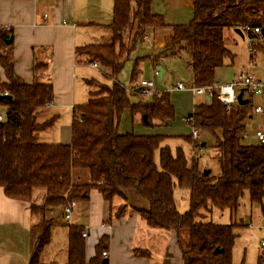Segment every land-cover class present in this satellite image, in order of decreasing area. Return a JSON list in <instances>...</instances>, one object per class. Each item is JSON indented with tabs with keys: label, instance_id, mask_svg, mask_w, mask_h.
<instances>
[{
	"label": "trees",
	"instance_id": "16d2710c",
	"mask_svg": "<svg viewBox=\"0 0 264 264\" xmlns=\"http://www.w3.org/2000/svg\"><path fill=\"white\" fill-rule=\"evenodd\" d=\"M152 1L112 0L109 39L75 48L77 59L97 63L110 84L87 81L96 90L89 92L86 103L72 108L71 140L67 145L38 141V134L54 123V118L36 122L39 111L53 99L51 86L37 80L47 65L33 63V81L25 84L15 74L9 54L0 51V67L6 79L0 83V95L7 92L11 97L9 102L0 100V106L6 107L0 121V188L5 197L29 205L34 222L28 264H45L40 254L51 238L46 210L87 201L92 189L109 204L107 225L125 217V209H130L146 227L174 233L182 264H232L235 224L197 221L201 210L213 207L235 215L245 195L249 205H261L264 200V145L241 142L251 100L227 109L212 95L208 102L195 105L187 117L189 127L212 137L209 149L218 163V175L211 171L205 175L198 157L188 160L179 147L174 151L161 147L163 136L119 132L127 111L132 122L140 121L150 129L165 126L175 116L168 92L132 102L131 95L138 94L128 92L118 80L146 31L165 25L161 15L151 12ZM243 26L264 28V0H193L192 20L171 27L160 53L136 59L130 80L136 77L141 60H149L156 68L163 58L187 51L192 85L212 87L217 84L215 70L232 57L224 45V32ZM9 36L0 32V48L8 46ZM182 138L194 152L200 149L191 135ZM75 171H85L89 182L75 183ZM175 187L188 191L189 205L184 213H179L175 205ZM38 190L43 191L39 198L35 195ZM128 191L145 201L146 207L128 205ZM183 230L187 232L184 247L179 240ZM83 233L80 226L68 227L66 264H102L110 237L102 235L98 239L94 255L87 261ZM134 256L149 259L152 253L134 248ZM256 264H264V253L258 255Z\"/></svg>",
	"mask_w": 264,
	"mask_h": 264
},
{
	"label": "crops",
	"instance_id": "0c3cea01",
	"mask_svg": "<svg viewBox=\"0 0 264 264\" xmlns=\"http://www.w3.org/2000/svg\"><path fill=\"white\" fill-rule=\"evenodd\" d=\"M112 5V0H0V32L9 33L8 39L11 38V43H6L8 46L0 48V51L9 54L17 77L23 83L30 84L33 81V63L41 62L47 65L44 71L38 73L37 80L51 86L53 99L50 104L39 111L36 122L43 123L38 120L43 114L45 115L43 119L53 115L54 123L49 129L38 134L39 143L69 144L72 108L75 105L84 104L88 100L89 92H91L88 89L91 84L87 81L95 80L104 84L101 80L102 77L106 78L107 73L97 63V66L93 67V63L79 61L75 55V48L88 45L87 42L94 33L99 35L97 41L104 40L101 43H105L109 39L110 30L108 26L112 21ZM150 8L152 13L163 17L165 25L146 31L140 44L129 56L128 62L131 67L136 59L160 53L171 33V27L187 24L193 18V0H153ZM233 31L235 38H232L233 42L231 41L230 47H226L224 41V45L232 57L229 58V63H223L222 67L215 70L217 85L229 83L234 75L241 70H250L257 76H262L264 42L258 47L260 54L252 60L247 54V35L241 29H234ZM236 39L239 42H236ZM244 49L245 52H243ZM182 52L186 53L187 62L184 63V67L190 71L192 84L189 53L181 51L177 56L169 58L176 59ZM237 59L240 62L239 66L235 65ZM145 64L148 69H154L149 60H146ZM92 70L98 72L97 77H93L95 74L92 75ZM0 71V83H3L6 79L1 67ZM164 71L165 69L162 73ZM143 80L141 79V81ZM134 83L136 82H130L126 88L128 92L131 93L132 89L136 87ZM177 83L181 82L175 83L173 91H184L175 90ZM85 85L88 91L84 90ZM156 89L157 92H160L158 87ZM137 96L142 98L140 95ZM202 98L203 100L194 104L193 107L209 101L206 96H202ZM259 101V98L251 99L252 103ZM171 104L176 115L175 105L172 101ZM3 109V113L0 114L2 118L5 116L6 107ZM47 110L49 114L46 113ZM188 116L184 117L185 121ZM128 117L132 124L131 116L128 115ZM139 122L136 121V126L132 125L129 129L127 124L125 129L128 131L125 132L141 136L157 135L165 138L175 135L169 133V127L174 123V119L166 123L165 126L154 129H146ZM257 127L255 121L250 119L245 121L244 129L249 131L248 140L250 144H257L252 137V132ZM164 128L167 133H164ZM189 128L192 130L191 127ZM190 135L191 133H189ZM175 136L177 137V135ZM74 176L76 178L74 182L77 184L89 182L88 175L83 174L82 171H75ZM126 196L127 204L131 207H146L145 201L136 196L134 192L128 191ZM235 216L243 218L246 221L244 222L245 226L255 231L259 238L261 251L252 250L249 261L246 262L244 250L240 260L237 263L232 260V264H256L258 255L264 253L263 247H261V243L264 242V200L261 205H249L247 199L242 201L235 212ZM108 218L109 204L96 189L89 192L87 201L74 204L67 222L63 217L62 207L47 209L46 219L51 224V238L50 243L40 254V261L43 256L48 260V263L41 261L42 263L66 264L68 227L80 226L84 228L86 234L84 240L85 259L87 261L93 257L94 247L98 239L102 235H108L110 244L106 252L107 264H149L146 259L134 256L137 214L133 213L129 220H125L123 217L119 220H113L111 224L107 225ZM33 222L29 205L26 202L5 197L0 188V264H28L30 228ZM154 230L153 233L160 240L162 264H182L175 234H166L158 229Z\"/></svg>",
	"mask_w": 264,
	"mask_h": 264
},
{
	"label": "rangeland",
	"instance_id": "374dc122",
	"mask_svg": "<svg viewBox=\"0 0 264 264\" xmlns=\"http://www.w3.org/2000/svg\"><path fill=\"white\" fill-rule=\"evenodd\" d=\"M98 38H99V35L94 33L93 36L90 37V40H88L87 43L97 44V43H101L102 41H104V40L97 41ZM232 38H235L234 31L226 30L225 37H224L226 47H230L231 41L233 42ZM236 42H239V40L236 39ZM243 52H245V49L243 50ZM145 61L146 60H141L139 62L137 75L132 81L130 80V74H131L132 67L129 65L130 64L129 62L126 63L120 75L118 76V80L122 84H124L125 88H127L130 82L132 83L136 82L134 84L137 86L141 82V79L151 80L153 78L155 89L158 87L160 92L161 91L169 92L170 99L176 108V115L174 117V123H172V125L169 127V133L170 134L173 133L177 135V137L174 135V136L165 138L164 141L161 143V147L167 146L169 147L171 151H174L177 147H179L182 149V151L184 152L188 160H190V158L194 155L198 157V165L202 171L209 170L211 171L213 175H218L219 173L218 163L215 159H213L212 153L209 149V147L213 144V139L212 137H210L209 133L198 131L201 139L197 143L200 145V149L195 152L193 151L192 145L186 142L182 138L184 136L185 137L189 136V133L192 132V130L189 128V125L186 123L184 117L188 116V114L191 113L194 104L203 100L202 96H198V97L193 96L191 93L192 84H191L190 71L188 68L184 67V63L187 62L186 53L182 52V54L176 59H172V58L170 59L169 57L166 59H163L160 62V66L157 67V69L160 68L162 71L163 69H165L164 73H162L161 76L160 75L154 76L153 70H151L150 68L149 69L147 68ZM229 62H230L229 58H226L224 60V64L229 63ZM235 65L236 66L240 65V62H238V59L236 60ZM92 72H93L92 75L95 74V76L93 77H97L98 72L93 71V70ZM101 81L104 84H107V85L110 84V81L104 77H102ZM176 82H181L185 84L186 90L182 92L173 91L174 90L173 86L175 85ZM84 90H87L86 85H85ZM88 90L89 91L96 90V87L89 86ZM245 97L247 96L245 95ZM139 99H141L139 96L131 95L132 102H136ZM142 99L146 100L147 98L142 97ZM3 111H4L3 107L0 106V114L3 113ZM46 113L49 114V111L47 110ZM128 115L129 113L127 111L125 112L124 116H122V119L119 125V132H123V131L125 132L126 130L128 131V129L132 125L136 126L135 125L136 121L132 122L131 124ZM43 116L45 115L42 114V116L39 117L38 120L40 122H44L46 120L48 121L50 118L53 117V115H50L48 117L46 116V119H43L44 118ZM62 118L64 119V117ZM126 125L128 129H125ZM146 129H149V128L146 127ZM164 131H165L164 133H167L165 128H164ZM241 142L243 144H250L248 139H241ZM155 162L156 163L158 162L157 153L155 154ZM76 172H79V171H76ZM82 172L83 174H86L85 171H82ZM75 179L76 178L74 176V181ZM82 182L84 181L82 180ZM42 193H43L42 190L35 191V195L37 196V198H39V196L42 195ZM246 199H247V196L245 195L242 201H246ZM174 201H175V205L179 213L186 212L188 210V205H189L188 191L185 189H180L178 187H175L174 188ZM200 212H201V215L200 217L197 218V221H200L203 223L212 222V223L220 224V225H225L229 223L235 224L233 233L237 236V238L235 240L233 250H232V257H233L232 260L234 263H237V261L240 260L241 255L244 250H245L246 262L249 261V257H250L252 250L261 251L259 247L260 242H259L258 236L256 235L255 231H253V229L245 226L244 222L246 221H244L243 218H239L235 215H232L228 210L221 211L213 207H209V210H206V211L201 210ZM124 213H125V217L123 219L129 220L132 217V214L134 212H132L130 209H125ZM135 226L137 230H135V234H134V243H135L134 247L140 248V249H150L152 251V256L149 259L144 258L147 260V262H149V264H162L161 262L162 250L160 246V240L159 238H157V236H155V233H153L155 230L147 228L137 218H136ZM179 240H180L181 246L184 247L187 243V232L185 230L179 233ZM262 249L264 251V248ZM41 261L48 263V260L43 256H42Z\"/></svg>",
	"mask_w": 264,
	"mask_h": 264
},
{
	"label": "built area",
	"instance_id": "2783aa9c",
	"mask_svg": "<svg viewBox=\"0 0 264 264\" xmlns=\"http://www.w3.org/2000/svg\"><path fill=\"white\" fill-rule=\"evenodd\" d=\"M262 29L263 28H252L249 26H243L241 28V31L247 35V54L252 60L258 55V47L262 44V42H264V34L262 35L261 33ZM92 66L96 67L97 64L93 63ZM153 75H159L158 69H153ZM175 90H186V85L183 83H177ZM241 90L243 91L242 99H247L248 102L254 98L260 99L259 102L252 103V109L248 120L250 119L257 123L258 127L253 130L252 137L258 145H264V65L262 68V76H257L250 70H241L234 75L232 81L229 83L219 85L216 84L212 87L191 86V93L193 95L206 96L209 99L212 95H215L217 100L227 109L238 105L236 97ZM133 91L144 98L151 97L157 92L153 78L151 80L141 81L134 89H132L131 92ZM3 95L8 96V93L4 92ZM245 95L247 97H245ZM2 120L3 118L0 116V121ZM191 137L196 142L201 139L198 130L193 128ZM249 137V131L244 129L241 134V139H248ZM74 204V202H71L70 204L62 207V214L65 220L70 218ZM85 236L86 234L83 233L82 237ZM261 247L264 248V242L261 243ZM102 256L106 258V252H103Z\"/></svg>",
	"mask_w": 264,
	"mask_h": 264
},
{
	"label": "water",
	"instance_id": "95a60500",
	"mask_svg": "<svg viewBox=\"0 0 264 264\" xmlns=\"http://www.w3.org/2000/svg\"><path fill=\"white\" fill-rule=\"evenodd\" d=\"M261 33H262V35L264 34V28L261 30ZM6 43L10 44L11 43V38L8 39L6 41ZM158 71H160V76H161L162 70L160 68H158ZM242 93H243V91L241 90L238 93L237 97H236L238 105H246L248 103L247 99H242ZM0 100L9 102L11 100V97L10 96H5V95H0ZM143 120L146 121V116L145 115L143 116ZM203 173L205 175H207L209 173V171L205 170V171H203ZM217 253H218V250H215L214 254H217ZM102 264H107V260L104 259Z\"/></svg>",
	"mask_w": 264,
	"mask_h": 264
}]
</instances>
